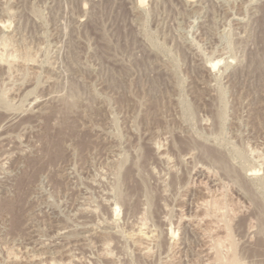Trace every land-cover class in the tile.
Here are the masks:
<instances>
[{"label":"rangeland","instance_id":"rangeland-1","mask_svg":"<svg viewBox=\"0 0 264 264\" xmlns=\"http://www.w3.org/2000/svg\"><path fill=\"white\" fill-rule=\"evenodd\" d=\"M0 264H264V0H0Z\"/></svg>","mask_w":264,"mask_h":264},{"label":"bare ground","instance_id":"bare-ground-1","mask_svg":"<svg viewBox=\"0 0 264 264\" xmlns=\"http://www.w3.org/2000/svg\"><path fill=\"white\" fill-rule=\"evenodd\" d=\"M216 63L213 64V66L215 65ZM137 236L143 240L145 243L146 241L150 240L152 238V235L146 233V232H143L141 229H139V231H137ZM136 235V234H135ZM137 237V238H138ZM154 237V236H153ZM67 238V237H66ZM142 242V241H141Z\"/></svg>","mask_w":264,"mask_h":264}]
</instances>
